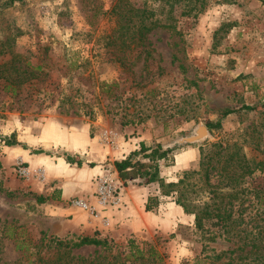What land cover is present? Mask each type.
I'll list each match as a JSON object with an SVG mask.
<instances>
[{
    "label": "rangeland",
    "instance_id": "rangeland-1",
    "mask_svg": "<svg viewBox=\"0 0 264 264\" xmlns=\"http://www.w3.org/2000/svg\"><path fill=\"white\" fill-rule=\"evenodd\" d=\"M6 1L0 135H13L15 144L0 142V264H74L77 257L106 264L116 252L125 257L130 240L150 244L160 255L154 264H264V107L207 127L226 109L264 101V0ZM84 126L97 141L94 158L105 155L99 174L111 173L119 191L140 185L146 199L160 196L157 183L123 181L113 165L141 142L159 144L173 150L159 162V177L177 182L195 171L188 183L199 206L230 218L212 216L201 231L193 214L160 196L161 210L145 212L146 199L138 207L140 220L102 229L86 217L72 227L70 200L85 196L60 203L46 177L58 170L57 158L76 160L56 146L58 127L67 135ZM189 148L197 156L181 169L178 155ZM235 151L251 173L231 181L221 155ZM21 155L50 162H28L29 174L20 176L17 164L28 168ZM149 217L168 222L158 231ZM83 237L102 244L74 247Z\"/></svg>",
    "mask_w": 264,
    "mask_h": 264
},
{
    "label": "trees",
    "instance_id": "trees-1",
    "mask_svg": "<svg viewBox=\"0 0 264 264\" xmlns=\"http://www.w3.org/2000/svg\"><path fill=\"white\" fill-rule=\"evenodd\" d=\"M16 1L20 2L23 0H8L5 2V4L11 5ZM262 107H264V101L254 106H242L237 109H226L219 114V117L217 119L209 121L207 123V127L211 130L219 129L221 126L222 119L228 116L229 114L239 112L241 110H256ZM1 141H3L4 144L7 146L15 144L13 135H11L10 137L0 135V142ZM213 147H220V150H225V147H222L221 145H213ZM172 151L173 150L171 148H163L159 144H156L154 146H146L144 145V143L141 142L139 143L137 149L131 151L124 159L115 161L113 165L120 179L123 181H135L143 178V182L146 185L157 183L160 189V196L172 197L174 203L180 206L185 213L194 215V224L196 229L198 230L202 231L206 221H209L212 216L218 218V222L224 223L225 221H227L230 218V215L224 217L220 216L218 213L213 215L212 211L209 210L207 206L206 208H201L199 206V199L196 198V195L193 196L194 191L192 187L194 186V183H188L189 177H191L192 174H196L195 171L183 173V175L177 182L165 183L164 180L159 177V162L166 161ZM216 154L219 153L217 152ZM237 154L238 153H236L235 151L232 153L225 152L223 155H221L222 159L226 158L222 162V170L226 172L225 175H227V178L231 181H236L238 177H242L248 173H251V170L244 163V159L241 158V156H238ZM234 156L237 158L236 163L233 162ZM65 160L69 164L76 163L77 166H80L79 161H73L69 156H65ZM142 160H147V162H144ZM241 162L243 163L240 164ZM231 163L235 164V169L231 170ZM236 170H239V173H237ZM160 196H149L144 204V211H154L160 204ZM101 244L102 243L95 238L83 237L77 243L74 244V247L80 248L83 246H98ZM142 245L146 246L140 247L139 244H135L133 240H130L128 244L129 249L127 254H125V257H121V255L123 254L122 252H116L115 254H111L109 261H107L106 264H124L125 259L129 260L130 264H133L136 261L139 262L138 264L158 263L157 260H159L160 255L157 253V251L152 246H150V244L143 243ZM86 260L87 258L77 257L75 259L77 263L74 262V264H103L101 261H99V257H93L89 261Z\"/></svg>",
    "mask_w": 264,
    "mask_h": 264
},
{
    "label": "crops",
    "instance_id": "crops-1",
    "mask_svg": "<svg viewBox=\"0 0 264 264\" xmlns=\"http://www.w3.org/2000/svg\"><path fill=\"white\" fill-rule=\"evenodd\" d=\"M58 128L60 129L58 132L60 143L56 144V146H60L63 152L71 154V156H75L76 160L80 162V166H77V164L66 165L63 158H57L58 160L56 162V165L58 166V170L54 171V174L47 176L46 178L50 184L56 183L54 184L53 189L57 188L60 191V195L58 197L59 201H62L60 203H63L66 200L68 201L69 199L76 196H85V198L93 201L92 193L94 185L92 180L95 175L99 174L100 167L102 164H104L105 155L101 152H98V159L96 160V157L94 158V154H96L97 152V147L95 145L97 144V141L95 140V137L93 138L90 136L89 130L85 126L80 129L73 128V130L71 131L67 129V135H63L65 131L61 129V127ZM61 136L62 138H60ZM133 148H136V146L130 148L128 152L130 150H134ZM196 156L197 151L193 148L184 150L181 154H179L178 158H180L181 169L188 167V161H190L191 159H195ZM45 157L46 156H34L33 159H25V157L23 156V160H25V162L27 161L26 165H28V168L30 169L29 164L32 165V163H49V159ZM93 161L95 162V164L92 163ZM52 163L55 164V162ZM31 168L37 169L40 167L32 166ZM175 168H177V157ZM64 171L65 173H63ZM171 172L173 171L169 172L170 176ZM170 180H172V178H170ZM128 190L129 192L127 191L125 193L122 191V189L120 190L123 203L122 208L109 212L111 222H113V224L118 223L121 218H127L130 216H132V218L133 216H135V221L142 218L139 215L138 207H142L148 195L147 190L144 186L140 185H136L135 187H128ZM162 207L163 204H160L159 209L161 210ZM68 212H70L72 216L69 220L72 227L78 228L80 223H84L86 215L83 212L80 213L75 209L73 210V208H69V210H67V213ZM167 222L168 218L162 219L161 217H157L155 219L150 218L149 224H151L150 228L157 226L155 228H158V231H160L161 225L167 224ZM158 225H160V227H158Z\"/></svg>",
    "mask_w": 264,
    "mask_h": 264
},
{
    "label": "built area",
    "instance_id": "built-area-1",
    "mask_svg": "<svg viewBox=\"0 0 264 264\" xmlns=\"http://www.w3.org/2000/svg\"><path fill=\"white\" fill-rule=\"evenodd\" d=\"M21 164V162L17 164V173L20 176H27L30 169ZM36 173L40 178L44 175L43 169L40 168H37ZM93 185V201L87 198H73L70 200V207L83 212L91 222L95 223V226L108 229L111 226L109 212L119 210L123 205L117 180L104 170L93 178Z\"/></svg>",
    "mask_w": 264,
    "mask_h": 264
},
{
    "label": "water",
    "instance_id": "water-1",
    "mask_svg": "<svg viewBox=\"0 0 264 264\" xmlns=\"http://www.w3.org/2000/svg\"><path fill=\"white\" fill-rule=\"evenodd\" d=\"M202 133H203V129L200 128V129H199V134L201 135Z\"/></svg>",
    "mask_w": 264,
    "mask_h": 264
}]
</instances>
